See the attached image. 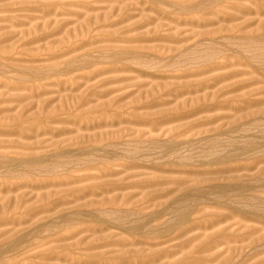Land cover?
Listing matches in <instances>:
<instances>
[{
	"label": "rangeland",
	"instance_id": "374dc122",
	"mask_svg": "<svg viewBox=\"0 0 264 264\" xmlns=\"http://www.w3.org/2000/svg\"><path fill=\"white\" fill-rule=\"evenodd\" d=\"M239 119L242 131L220 133ZM263 154L264 0H0V264H134L161 251L176 255L157 264L179 263L194 247L178 250L157 206L198 174L248 165L232 175L260 212ZM98 206L122 221L65 220ZM202 209L230 220L183 240L256 231L197 257L243 246L232 264H264V245L245 246L264 237L263 210L246 221ZM144 220L165 229L163 245L125 255L140 236L124 230Z\"/></svg>",
	"mask_w": 264,
	"mask_h": 264
},
{
	"label": "bare ground",
	"instance_id": "6f19581e",
	"mask_svg": "<svg viewBox=\"0 0 264 264\" xmlns=\"http://www.w3.org/2000/svg\"><path fill=\"white\" fill-rule=\"evenodd\" d=\"M252 36L255 37V35H252ZM252 36H250V37H252ZM256 38H258V37L249 38V36H247L246 39L253 40ZM255 105L257 106V108H259L261 106L260 103H256ZM241 116H242V117H240L241 121H244L246 123L247 121L250 122L253 119H255L257 117V114H251L249 112H245L244 115H241ZM240 123H242V122H240V119H239V122L236 125L229 126L230 128L228 127V129H229L228 131L221 132L220 130H217V132L220 131L221 134H227V133H234L237 130L242 131L241 128L243 126H241ZM245 123H243V124H245ZM211 133H213V132H211ZM214 133H215V131H214ZM218 136H222V135H218ZM213 138H215V137L211 136V137L206 138V139H208V140H206V142L209 143L210 142L209 140L210 139L213 140ZM189 143L190 142L188 141L187 144H189ZM209 144H211V142ZM234 146H233V151L237 147V146H235V148H234ZM240 146H242V145H240ZM229 147H230V145H229ZM231 147H230V150H231ZM256 147H258V146H256ZM173 149H174V147H173ZM227 150L230 152L229 148ZM243 150L244 149L242 148V151ZM244 151H246V150H244ZM248 151H249V149H248ZM235 152H237V150ZM230 153H229L230 156L228 155V153H226L228 155L227 158L226 157L224 159L221 158L222 160L218 159L217 164H215V165L223 164V163H231V162L240 160V155H234V152H233V156H232L231 155L232 153L231 154ZM239 153H241V152H239ZM243 156H244V154H243ZM206 164H209V163H206ZM211 164H213V163H211ZM130 166L132 167V165H130ZM133 166H135V165H133ZM247 170H249V167H248V165H245L243 168H239L236 170L227 169L225 171L212 172L209 174H201V175L198 174V176L196 178H194V181L191 183L192 184L191 186H189L187 184L184 185L183 187L180 186L177 189V191H175L174 193L169 195L170 197L172 196L171 197L172 202L170 204H168L166 206H163V204H161V205L159 204L157 206L158 208H160V207L162 208L158 214V218H160V217L162 218L163 214L172 215L171 216L173 218V219H171L172 222L170 221L171 223L165 229L166 230H168V228L171 230L175 229V230H178L181 232L176 238L177 241L182 240V242L180 241L181 243L177 246L178 250L184 251L187 248L194 247L193 248L194 250L192 251L191 254L185 255L182 258V260L176 264H185L186 262H187V264H189V263L190 264H208V263H211L214 261L216 262V260L220 259V257H221V259L222 258L225 259V261L222 262V264H232L233 259H234L233 256L236 253H237V255L238 254L240 255V252L242 251L241 248L243 247L242 245H241L242 247L240 246L241 248H239V249H237V247H236V250L235 249L233 250V248L232 249L228 248V250H227L228 255H229L228 257L226 255H225V257H223L222 255H224V254H221L219 256H216L217 254L215 256H211V257L209 256L207 259H202V258L197 257L198 255H201V254H205L208 252L211 253V251H213L214 249L216 250L217 248H219L223 245L230 246V244H233V243L239 244L240 242L245 244V241L247 240L245 236H249L250 234L251 235L254 234L256 230H253L251 228L249 229V228L245 227L247 229L246 231H248V234L246 233V234L241 236L237 233H235L234 235H229L228 234L229 232L227 233L228 228H226L225 230H221L220 232H216V234H213L211 236L200 235V236L190 238L188 240H183V239L185 238V236H187L188 234H190L194 231H204L206 233L207 231L213 230L214 228H216V227L220 226L221 224L228 222L230 220L229 217H224V216L221 217V216H218L217 214L207 213L206 209H202V206H204V205H206V207H207V205L212 204L213 207L219 206L221 208L227 209L228 211H230V214L232 217L240 216L241 218H243L246 221H249L252 219H254V221H256L258 218L261 219V217H259V213L260 212L262 213L263 209L262 210L260 209L261 210V211L259 210L260 212H258V210H257V208L261 207V206L257 207V205H256L257 202L255 200H257V198L254 196L255 195L253 193V192H255L254 189L249 188L251 185L250 186L247 185L248 187L243 185V184H247V183H244V181H246V180H244L243 176L239 177V175L238 176L232 175L234 173L237 174L241 171H247ZM187 186H189V188ZM158 191H159V189H157V190L155 189L154 192H158ZM145 196L146 195H144L143 197H145ZM147 196H149V194ZM209 196H213L216 199L214 201H212L211 198H213V197L208 199ZM161 198H163V194H162ZM208 201H212V203H209ZM254 201L256 202L255 204H254ZM134 205H136V203H134ZM134 205H133V207H134ZM262 207H263V205H262ZM114 210H115L114 206H108L106 208V210H102L101 207L98 206V207H95L93 209V212L83 211L80 214H75L74 216L68 217L65 220L67 222H70L73 218H77V217L82 218L83 217L86 220H93V221H96L100 224L107 223V224H110L111 226H116V224H118L122 220L112 221L110 223H108L104 220L106 218L104 216H108L110 213L113 214ZM126 214H127V216H128L127 218L129 220L136 218L137 216L138 217L140 216V213L138 212V210L136 208H132L130 210V212H127ZM260 215H262V214H260ZM194 216H199V217L197 218ZM154 218L157 219V215ZM125 219H126V217H125ZM263 219H262V221H263ZM150 224H151V222H145V220L144 221H138V222L131 224V226L128 225L129 227H127L126 230L123 229L128 234L140 236V240L138 243L133 244L132 246L130 245V248H128V249L123 248V250H124L123 253L126 252L125 255L129 254V255L134 256V255L140 254L141 251H143V250L136 249L138 246L148 245L150 248H155L158 246L161 247V245H163V241H162L163 240V230H165V229L158 228V229L152 230V229H150ZM262 224H263V222H262ZM245 228H244V230H245ZM195 244H196V246H195ZM263 245H264V237L259 238L256 241H251V243L248 242V245H245V246L247 248L249 247L250 249L251 248L257 249V247H260ZM242 249H245V248H242ZM256 249H252V250L260 252V251H258L259 249H257V250ZM261 249H263V248H261ZM215 250H214V252H215ZM175 255L176 254L172 253V252L161 251V252H158V254L151 256V259H145L141 262H136L134 264H157V263H160L161 261H163L164 256L171 257V256H175ZM127 263H129V262H125L124 264H127Z\"/></svg>",
	"mask_w": 264,
	"mask_h": 264
}]
</instances>
